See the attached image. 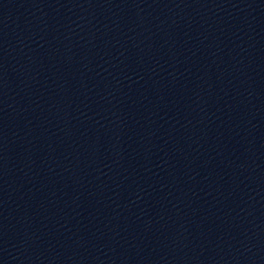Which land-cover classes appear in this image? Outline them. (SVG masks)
<instances>
[{"label":"water","instance_id":"1","mask_svg":"<svg viewBox=\"0 0 264 264\" xmlns=\"http://www.w3.org/2000/svg\"><path fill=\"white\" fill-rule=\"evenodd\" d=\"M0 264H264V0H0Z\"/></svg>","mask_w":264,"mask_h":264}]
</instances>
